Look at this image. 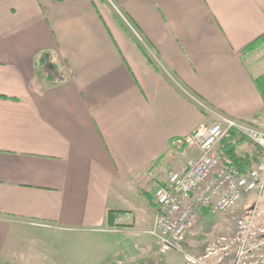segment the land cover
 Masks as SVG:
<instances>
[{"label": "crops", "instance_id": "1", "mask_svg": "<svg viewBox=\"0 0 264 264\" xmlns=\"http://www.w3.org/2000/svg\"><path fill=\"white\" fill-rule=\"evenodd\" d=\"M110 1L0 0V264L35 244L86 264L100 234L151 227L154 188L197 155L176 141L264 123V0Z\"/></svg>", "mask_w": 264, "mask_h": 264}, {"label": "built area", "instance_id": "2", "mask_svg": "<svg viewBox=\"0 0 264 264\" xmlns=\"http://www.w3.org/2000/svg\"><path fill=\"white\" fill-rule=\"evenodd\" d=\"M231 132L259 149V158L245 171L219 151L220 142ZM175 146L183 153L195 149L197 155L180 169L170 170L165 182L154 188L155 213L146 233L161 249L180 250V242L194 233L204 212L234 215L239 203L253 196L252 207L239 206L233 235L208 232L204 252L184 254V264H264V209L259 207L264 190V123L253 125L217 114L211 124L196 128Z\"/></svg>", "mask_w": 264, "mask_h": 264}, {"label": "rangeland", "instance_id": "3", "mask_svg": "<svg viewBox=\"0 0 264 264\" xmlns=\"http://www.w3.org/2000/svg\"><path fill=\"white\" fill-rule=\"evenodd\" d=\"M105 1L111 5L109 0ZM48 73L54 76L53 71H48ZM253 199V196L247 197L244 201L239 203L238 208L239 206L252 207L254 205ZM259 207L264 209V190L259 197ZM238 208L234 215L208 214V217H205L196 225L194 233L189 235L183 242H180V250L161 249L157 243L155 244L153 238L143 232L144 229H142V231L134 230L127 234H100L101 236L99 235V237L91 240L89 253H85L84 260L86 264H183L184 254L201 255L204 252L207 245L206 240L209 239L205 234L208 232L213 231L223 236L234 234L237 228L238 214L240 213ZM206 218L208 220H206ZM120 242H122V245L118 244ZM139 242L143 244H139ZM103 252L107 255L105 261L98 262L97 257L100 255L102 257ZM12 264L80 263L75 260L71 261V263L65 262L62 254L56 247L49 248L46 245L35 244L32 249L31 247L29 249H23L20 254L15 257L14 263Z\"/></svg>", "mask_w": 264, "mask_h": 264}, {"label": "trees", "instance_id": "4", "mask_svg": "<svg viewBox=\"0 0 264 264\" xmlns=\"http://www.w3.org/2000/svg\"><path fill=\"white\" fill-rule=\"evenodd\" d=\"M56 1H63V0H56ZM223 139H224V138H223ZM223 139H222V140H223ZM226 153L231 154V155L229 156L227 162H229V163H231V164H234V165L238 166L242 171H245L246 168H247L249 165H251V163H249L248 161L246 162V161L244 160V158L237 156V154L234 152L233 149H230V150L226 151ZM224 159H225V158H224ZM206 213H207V212H204L203 215L206 214ZM110 217H111V215H110V213L108 212V216H107L108 221H109V218H110Z\"/></svg>", "mask_w": 264, "mask_h": 264}]
</instances>
